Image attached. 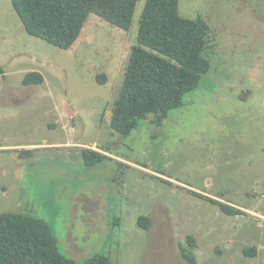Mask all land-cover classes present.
Returning a JSON list of instances; mask_svg holds the SVG:
<instances>
[{
    "label": "rangeland",
    "instance_id": "1",
    "mask_svg": "<svg viewBox=\"0 0 264 264\" xmlns=\"http://www.w3.org/2000/svg\"><path fill=\"white\" fill-rule=\"evenodd\" d=\"M145 3L128 30L90 14L66 50L27 33L0 0V213L44 219L78 263L192 264L185 253L195 264H264V0H179L181 17L211 27V68L161 123L141 119L122 135L112 108ZM31 71L44 82L24 85ZM98 146L121 162L87 167L81 147Z\"/></svg>",
    "mask_w": 264,
    "mask_h": 264
},
{
    "label": "trees",
    "instance_id": "2",
    "mask_svg": "<svg viewBox=\"0 0 264 264\" xmlns=\"http://www.w3.org/2000/svg\"><path fill=\"white\" fill-rule=\"evenodd\" d=\"M27 33L61 48L70 49L79 38L90 14L114 26L128 30L138 0H10ZM179 0H146L139 18L138 44L128 55L124 79L112 108L111 127L128 135L139 120L154 118L161 123L170 110L183 104V97L196 89L211 68L215 46L208 21L198 16L188 19L179 15ZM5 69L0 65V75ZM105 83L106 75L97 77ZM39 71L29 72L24 85L41 84ZM81 147L87 167L105 160H116L108 148ZM24 150V149H23ZM128 166H133L126 163ZM186 188V187H185ZM228 215L245 213L228 202L188 189ZM152 220L142 215L141 228L149 229ZM188 240L195 244L193 236ZM255 247L245 249L254 256ZM192 264L195 258L184 253ZM0 264H115L108 256L96 254L83 263L66 256L58 239L44 219L21 212L0 213Z\"/></svg>",
    "mask_w": 264,
    "mask_h": 264
},
{
    "label": "crops",
    "instance_id": "3",
    "mask_svg": "<svg viewBox=\"0 0 264 264\" xmlns=\"http://www.w3.org/2000/svg\"><path fill=\"white\" fill-rule=\"evenodd\" d=\"M13 149H16V150H18V148H13ZM24 148H22V150H23ZM21 150V149H20Z\"/></svg>",
    "mask_w": 264,
    "mask_h": 264
}]
</instances>
